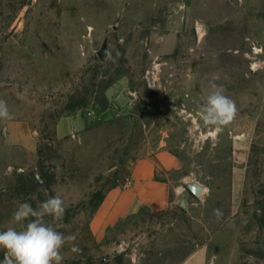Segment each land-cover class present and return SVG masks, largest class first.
<instances>
[{"label":"rangeland","instance_id":"374dc122","mask_svg":"<svg viewBox=\"0 0 264 264\" xmlns=\"http://www.w3.org/2000/svg\"><path fill=\"white\" fill-rule=\"evenodd\" d=\"M213 72L238 110L219 127L200 115ZM0 100L13 114L0 120V230L21 227L19 203L60 196L55 227L80 248L66 244L62 264H183L198 250L264 264V0H0ZM64 117L85 127L60 136ZM163 152L178 159L157 171L179 190L172 205L97 237L106 193Z\"/></svg>","mask_w":264,"mask_h":264},{"label":"clouds","instance_id":"9594fccd","mask_svg":"<svg viewBox=\"0 0 264 264\" xmlns=\"http://www.w3.org/2000/svg\"><path fill=\"white\" fill-rule=\"evenodd\" d=\"M220 73H210L209 91L203 97L201 118L207 125L222 126L231 123L237 116V106L228 95L220 80ZM8 104L0 100V120L12 119ZM64 201L60 196H52L36 207L25 201L19 203L11 220L16 227L0 230V251L3 259L0 264H62L63 248L71 246V252L78 253L79 245L75 243V234L64 235L55 227L65 213ZM219 217V209L213 210ZM51 217V220H46ZM26 222V223H25Z\"/></svg>","mask_w":264,"mask_h":264},{"label":"crops","instance_id":"0c3cea01","mask_svg":"<svg viewBox=\"0 0 264 264\" xmlns=\"http://www.w3.org/2000/svg\"><path fill=\"white\" fill-rule=\"evenodd\" d=\"M83 127L85 122L82 118L64 117L58 123V133L64 136ZM158 166L173 170L178 166V159L167 152L143 158L133 168L130 185L113 187L106 193L91 221V229L97 237L104 236L110 227L144 208L156 212L172 205L173 195L179 190L170 181L157 177ZM206 254L207 251L198 250L183 264H207Z\"/></svg>","mask_w":264,"mask_h":264},{"label":"water","instance_id":"95a60500","mask_svg":"<svg viewBox=\"0 0 264 264\" xmlns=\"http://www.w3.org/2000/svg\"><path fill=\"white\" fill-rule=\"evenodd\" d=\"M108 53H109L108 40H105L102 48L98 51V55L102 60H106L108 57ZM187 188L191 193H193L195 196L198 197H200L205 191L204 185L199 182L189 183L187 184Z\"/></svg>","mask_w":264,"mask_h":264}]
</instances>
